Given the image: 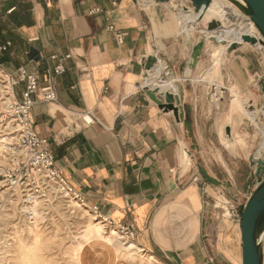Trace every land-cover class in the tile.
<instances>
[{"label": "crops", "instance_id": "0c3cea01", "mask_svg": "<svg viewBox=\"0 0 264 264\" xmlns=\"http://www.w3.org/2000/svg\"><path fill=\"white\" fill-rule=\"evenodd\" d=\"M168 4L0 0V44L11 41L5 53L10 60L0 64L9 73L33 65L42 82L54 84L58 99H37L30 120L48 142L61 176L89 207L116 225L131 223L144 251L173 264H241L238 213L258 184L253 152L233 153L226 145L232 136L229 125V133L221 129L227 98L214 99L215 83L199 78L207 77L208 64L180 37ZM177 12L179 29L193 28L196 19ZM243 46L226 54L224 81H233L241 93H259L261 102L263 61ZM31 49L40 60L28 57ZM52 55L64 58V73L53 72L58 59ZM150 59L156 61L149 69ZM166 65L175 78L167 76ZM171 81L181 84L183 120L147 94L148 87L173 92L167 88ZM23 87L14 88L15 97ZM247 114L257 121L255 109ZM238 158L245 160L243 173L235 168ZM218 194L237 213L218 219L211 201Z\"/></svg>", "mask_w": 264, "mask_h": 264}, {"label": "rangeland", "instance_id": "374dc122", "mask_svg": "<svg viewBox=\"0 0 264 264\" xmlns=\"http://www.w3.org/2000/svg\"><path fill=\"white\" fill-rule=\"evenodd\" d=\"M181 1L187 6L184 10L195 13L189 0ZM229 1L243 12L237 4ZM180 8V4L176 10L171 7L176 16L177 32L185 44L194 46L195 52L210 69L207 77L199 78L215 83L211 93L214 99L219 100L221 95L227 98L226 117L221 122V129L225 135L229 125L232 136L231 142L225 141L226 145L233 153H237L238 148H249L253 156H257L264 136V117L260 116L264 108L259 93L253 90L241 93L233 81L227 78L224 81L227 45L219 48L207 37L204 28L207 29L209 19L194 21L193 28L180 30L177 21ZM239 28L240 25L234 24L226 28L222 36L229 42L239 40ZM243 45L242 49L261 58L264 65V47L250 43ZM166 66L167 76L175 78L170 67ZM14 74L0 64V264H173L165 257L144 251L133 238L124 237L117 227L96 216L91 207L75 195L66 193L57 182L43 180L40 192L20 184L25 177V171L21 170L25 152L19 144L18 120L9 109L15 98V87H11L9 76ZM222 85H227L229 90L225 91ZM247 109L257 111V121L249 117ZM260 154L263 156L264 151ZM234 162H238L234 166L243 173L245 160L238 158ZM211 201L218 219L237 213L226 197L218 194ZM94 226H101L102 230L97 231ZM262 247L264 255V242Z\"/></svg>", "mask_w": 264, "mask_h": 264}, {"label": "water", "instance_id": "95a60500", "mask_svg": "<svg viewBox=\"0 0 264 264\" xmlns=\"http://www.w3.org/2000/svg\"><path fill=\"white\" fill-rule=\"evenodd\" d=\"M161 2L170 3L172 9H178V4L182 8L187 9V6L183 1L178 0V4L172 2V0H159ZM194 8L198 19L201 21L212 6L215 3L214 0H189ZM237 4L244 13H246L257 27L259 33L263 39H260L257 35L250 33H242L239 40L230 41L227 45V51L231 52L244 43H250L255 45L259 42L264 43V0H231ZM233 14L228 13V18L232 19ZM227 20V19H226ZM222 21L219 19H209L208 30H218L222 25ZM210 39L216 44H227V40L216 35H212ZM29 58H35L40 60L38 52L34 49L30 50L28 54ZM5 60H10L8 54L3 55L0 58V63ZM156 59H150L147 63V68H152ZM179 91L171 92L164 91L161 88L155 89L148 87L147 94L162 108L165 110H172L177 119H184L183 104L181 102V84L179 83ZM258 85L262 92L261 102L264 104V74L258 79ZM230 129L227 128L229 133ZM251 162L256 165L255 174L258 178V184L249 198L240 206V221H241V238H242V263L241 264H264V255L262 242L260 241V235L264 231V156H251Z\"/></svg>", "mask_w": 264, "mask_h": 264}, {"label": "built area", "instance_id": "2783aa9c", "mask_svg": "<svg viewBox=\"0 0 264 264\" xmlns=\"http://www.w3.org/2000/svg\"><path fill=\"white\" fill-rule=\"evenodd\" d=\"M110 29L114 30L113 26ZM115 36L121 41L122 33H116ZM11 46V41L0 44V57L3 56ZM52 58L58 59L57 64L53 67L55 74L65 72L64 58L52 55ZM11 87L14 88L21 83L24 87L21 91L20 98H14L9 109L18 120V128L21 131L19 135V144L25 152V158L22 161L21 170L25 171V177L21 180V185L35 188L37 192L42 191L43 180L54 181L62 185V188L68 194L75 195L79 200L84 202L83 197L75 188L68 184L61 176L59 169L55 165V156L49 149L48 142L36 132L31 120L30 111L37 99L46 102H54L58 99V93L51 81L42 82L38 69L30 64L23 65L17 69L14 75L9 76ZM96 216L108 224L117 227V229L126 238L135 237V229L129 222L114 224L99 211L98 207H92Z\"/></svg>", "mask_w": 264, "mask_h": 264}, {"label": "bare ground", "instance_id": "6f19581e", "mask_svg": "<svg viewBox=\"0 0 264 264\" xmlns=\"http://www.w3.org/2000/svg\"><path fill=\"white\" fill-rule=\"evenodd\" d=\"M215 3L212 4V6L209 8V10L206 12V14L204 15L202 20H208V19H219L222 21V27L218 30H208L205 29L206 35L207 37H211L212 35H216L218 37H222V33L226 30L225 25H228L230 23L235 24V25H240V28L237 30L239 36L241 37L242 33H250L253 35H257L260 39H263L261 34L256 30V27L254 25V23L252 22V20L249 18V16L245 15L242 11H240L238 9L237 6H235L233 3H231L229 0H226V2H223L222 0H214ZM242 3H244L242 0H239ZM181 9V14H183V16L187 19V20H195L200 22L198 19V14L194 13L193 14H189L186 10H184L183 8ZM228 13L233 14L232 19L228 18ZM227 19V20H226ZM201 20V21H202ZM183 25V24H182ZM227 40V44H223L220 43L217 46H219V48L224 47L226 45H228L229 40L227 38H225ZM255 45L261 46L262 48L264 47V43H257ZM166 71L168 72L167 67H165ZM149 79H150V73L149 76L146 78V84L149 85ZM163 89V87H161ZM169 89L172 88L173 92H178L179 91V85L177 83H174V81H171L169 83V86L167 87ZM252 117L254 115H251ZM264 134V130L262 132ZM8 140V139H7ZM264 151V148L262 146L259 147L258 151H257V156L261 155L260 153ZM97 231H101L102 228L101 226H94ZM115 233V231H114ZM116 236V235H115ZM260 241L263 243L264 242V231L261 233L260 235Z\"/></svg>", "mask_w": 264, "mask_h": 264}]
</instances>
